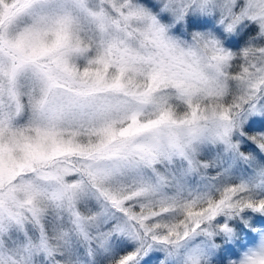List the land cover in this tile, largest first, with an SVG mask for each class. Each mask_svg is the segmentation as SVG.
Returning a JSON list of instances; mask_svg holds the SVG:
<instances>
[{
    "label": "snow or ice",
    "instance_id": "obj_1",
    "mask_svg": "<svg viewBox=\"0 0 264 264\" xmlns=\"http://www.w3.org/2000/svg\"><path fill=\"white\" fill-rule=\"evenodd\" d=\"M0 264H264V0H0Z\"/></svg>",
    "mask_w": 264,
    "mask_h": 264
},
{
    "label": "rangeland",
    "instance_id": "obj_2",
    "mask_svg": "<svg viewBox=\"0 0 264 264\" xmlns=\"http://www.w3.org/2000/svg\"><path fill=\"white\" fill-rule=\"evenodd\" d=\"M153 259H155V257Z\"/></svg>",
    "mask_w": 264,
    "mask_h": 264
}]
</instances>
